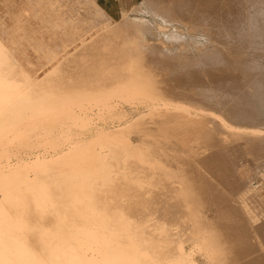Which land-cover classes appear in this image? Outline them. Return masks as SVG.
<instances>
[{
  "label": "bare ground",
  "instance_id": "1",
  "mask_svg": "<svg viewBox=\"0 0 264 264\" xmlns=\"http://www.w3.org/2000/svg\"><path fill=\"white\" fill-rule=\"evenodd\" d=\"M137 1L212 47L149 42L134 0H0V264H264L244 167L264 163L263 1ZM134 101L132 128L189 149L176 167L133 124L97 128Z\"/></svg>",
  "mask_w": 264,
  "mask_h": 264
},
{
  "label": "rangeland",
  "instance_id": "2",
  "mask_svg": "<svg viewBox=\"0 0 264 264\" xmlns=\"http://www.w3.org/2000/svg\"><path fill=\"white\" fill-rule=\"evenodd\" d=\"M240 1H241V4L243 3V1H244V3L247 4L253 0H240ZM254 1L255 2L257 1V3L259 2L260 5H262V3L260 1H263L262 8L264 10V0H254ZM133 3H134L133 4V11L128 12V18L131 21L138 22V23H144V24L149 26V30L145 33V36L149 42L155 43L156 42L155 40L164 38V39H162L163 41L166 42V43L164 42V45H163L164 47H166L167 49L169 48V50L171 49L172 51L173 50L174 51L181 50V51H184L185 53H187L188 55H191V56H196L198 54V52L200 53V50H202V48L205 49V47H206L207 49H209L212 47V44L205 43V41L203 39V32L201 30H199L197 28H196L197 30L196 29H188L186 26L184 27V25L182 23L179 24L180 22H178V21L173 22V21H170L167 19L166 21H169V22H166L160 16L154 15L152 12H150L145 5L142 6L139 1L134 0ZM136 8L144 9L145 12L137 11ZM144 13H146V14H144ZM248 17H250V16H247V19H248ZM247 19L244 16L243 17V23ZM139 20H141V21H139ZM197 21H199V20L195 19V22H197ZM153 27H155V28L159 27V30L161 31L162 35L156 33L158 30H155V28H153ZM180 28L181 29L183 28L182 31ZM153 29L155 30V32ZM176 34H177V36L175 37ZM181 34H183V35H181ZM187 34H189V35H187ZM156 35H159V36H156ZM192 35L194 37V40H193ZM170 36H172V38ZM189 36H191V37H189ZM157 37H159V38H157ZM166 37H168V38H166ZM185 38H187V39H185ZM180 40L182 42H184L183 45H180V43H177V41L180 42ZM201 40H203V42ZM219 43H221V42H219ZM219 45L221 46V44H219ZM250 50L251 49L244 50V48H239L238 50L234 51V53L240 55V57H243V58L249 57L253 60L258 59L257 54L252 53ZM245 59H247V58H245ZM218 98L225 99L226 96H218ZM139 103H141V104H139ZM149 106H150V108H149ZM152 106H153V103L149 102V101H134V102H129V103L128 102L116 103L109 110V112H106L104 114L103 122L97 121V124H96L97 128H100V127H105V128L109 127L110 128V126L114 127L117 125H120V126L125 125V126L130 127L133 123L140 120L143 116L146 117L148 115V113L150 112V109L152 108ZM208 110L209 111H212V110L216 111V109H214L213 107H209ZM119 114H120V116H119ZM133 126H134V124L131 126V131H132L131 132V138H132V140L134 142H145L148 145L150 144V146H152L155 150H161L163 152L161 154V159L168 166H172V167L177 166V160H176L175 154H180L181 152H183L182 154L189 153V149L181 147L175 141L166 137L165 135H163L161 132H159L156 129L149 130L148 132L147 131L141 132L135 128H132ZM244 128L249 130V128H247V127H244ZM259 128L261 129L262 132H264V125L259 126ZM166 151H167V154H166ZM168 151H170V153L173 152L174 153L173 156H172V154L168 153ZM25 154L27 156L32 155V154H28L24 151H16V150L14 151L13 150V153L11 156V161L12 162L16 161L18 159V157L19 158L22 157V159H26ZM244 162L245 161H243V163ZM248 163L250 164V162H245L244 167L248 169L249 176H251L252 178H251V183L249 182L250 184H248L247 186L253 185L251 187V190L258 191L261 194H264V163H263V161L262 162L260 161L258 163H251L250 165ZM250 167H251V169H250ZM234 200H235V202H238V203H241L244 200V198L241 195V192H238V194L236 196H234ZM195 259L197 262H199L198 257H196Z\"/></svg>",
  "mask_w": 264,
  "mask_h": 264
}]
</instances>
